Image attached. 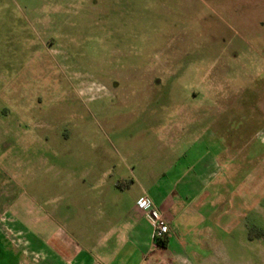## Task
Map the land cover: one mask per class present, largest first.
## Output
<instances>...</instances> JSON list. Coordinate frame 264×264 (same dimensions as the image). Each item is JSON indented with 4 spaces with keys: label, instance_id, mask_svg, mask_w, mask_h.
Here are the masks:
<instances>
[{
    "label": "rangeland",
    "instance_id": "rangeland-1",
    "mask_svg": "<svg viewBox=\"0 0 264 264\" xmlns=\"http://www.w3.org/2000/svg\"><path fill=\"white\" fill-rule=\"evenodd\" d=\"M232 113L250 162L222 186L206 264H264V0H0V168L25 172L26 206L45 203L44 237L115 224L141 186H114L162 171L167 132L217 131ZM86 169V183L108 172L89 200L64 184Z\"/></svg>",
    "mask_w": 264,
    "mask_h": 264
},
{
    "label": "crops",
    "instance_id": "crops-1",
    "mask_svg": "<svg viewBox=\"0 0 264 264\" xmlns=\"http://www.w3.org/2000/svg\"><path fill=\"white\" fill-rule=\"evenodd\" d=\"M233 116L232 113L217 131L195 135L167 132L169 140L180 139L168 140L167 143L173 145L162 148V171L155 173L150 169L142 172L138 181L131 178L129 187H123L120 181L114 186L127 190L135 185L141 186L128 209L114 219L115 224L98 227L92 232L73 229L76 236L66 235L62 241L56 234L44 237L43 229L36 227L43 221L40 207L45 206L44 202L40 203V196L36 193L31 196L29 200L33 205L30 207L23 203L25 172L11 175L0 168V264H13L12 261L14 264H206L220 246L217 209L223 205L219 201H224L220 195L224 190L222 186L241 176L250 162L248 123L244 126L241 121L242 124L235 128L230 127ZM187 137L194 138L187 141ZM253 137L264 147L263 134L254 133ZM179 142L190 144L182 146ZM263 161L264 158L254 161V165L259 168ZM91 174L92 171L86 169L78 178H69L64 184L70 190L79 183L84 184L86 188L81 187L80 197L89 200L90 191H105L108 177V172L102 171L101 179L86 183ZM242 177L249 178V175ZM141 198L153 205L168 226L163 247L153 241L151 228L136 206ZM106 216L103 214L102 218ZM223 217L227 218L226 213ZM237 217L241 218V215ZM235 227L244 230L241 222H236ZM183 246L193 250L190 260ZM202 249L207 254L204 259L195 251Z\"/></svg>",
    "mask_w": 264,
    "mask_h": 264
},
{
    "label": "built area",
    "instance_id": "built-area-1",
    "mask_svg": "<svg viewBox=\"0 0 264 264\" xmlns=\"http://www.w3.org/2000/svg\"><path fill=\"white\" fill-rule=\"evenodd\" d=\"M136 206L143 212L144 217L151 228L153 241L156 243L163 242L168 234V226L161 214L145 198L139 199L136 202Z\"/></svg>",
    "mask_w": 264,
    "mask_h": 264
},
{
    "label": "trees",
    "instance_id": "trees-1",
    "mask_svg": "<svg viewBox=\"0 0 264 264\" xmlns=\"http://www.w3.org/2000/svg\"><path fill=\"white\" fill-rule=\"evenodd\" d=\"M117 187H119V186L117 185ZM157 245H158L159 247H163V246H164V241H163V242H158Z\"/></svg>",
    "mask_w": 264,
    "mask_h": 264
}]
</instances>
